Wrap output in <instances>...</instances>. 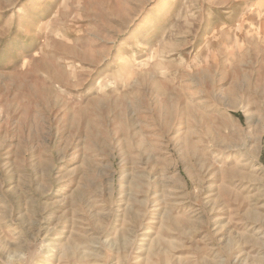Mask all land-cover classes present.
Segmentation results:
<instances>
[{
    "label": "rangeland",
    "instance_id": "obj_1",
    "mask_svg": "<svg viewBox=\"0 0 264 264\" xmlns=\"http://www.w3.org/2000/svg\"><path fill=\"white\" fill-rule=\"evenodd\" d=\"M0 264H264V0H0Z\"/></svg>",
    "mask_w": 264,
    "mask_h": 264
}]
</instances>
